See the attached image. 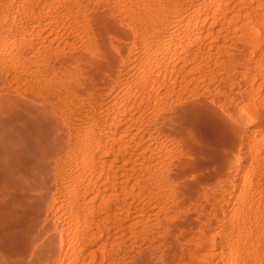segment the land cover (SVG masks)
Here are the masks:
<instances>
[{
	"label": "rangeland",
	"instance_id": "obj_1",
	"mask_svg": "<svg viewBox=\"0 0 264 264\" xmlns=\"http://www.w3.org/2000/svg\"><path fill=\"white\" fill-rule=\"evenodd\" d=\"M136 1L102 4L131 13L144 2ZM147 1L154 10L163 2ZM200 1L195 4L214 5L215 15L187 21L191 27L204 23L198 35L153 30L145 47H129L137 58L112 65L117 76L104 64L109 50L125 41L108 27L119 21L113 12L96 21L103 19L93 14L98 0H3L0 135L14 133L15 140L0 141V153L15 172L0 173V207L14 208L5 214L9 233L0 232V242L41 229L28 245V260L57 230L60 246L70 241L56 256L64 264H134L139 253H147L149 264H264V29L253 30L264 25V0ZM87 10L97 29L85 28ZM178 14H167L168 24ZM94 41L108 51L99 53ZM24 107L54 114L59 129L29 130L34 118L2 123ZM157 122L183 139L161 132ZM179 167L186 176L175 179ZM233 168L239 173L227 179ZM198 174L203 179L196 180ZM36 180L41 184H30ZM34 201L41 202L38 212L24 216ZM99 204L105 208L91 213ZM32 221L34 231H24ZM85 232L96 236L94 245L81 238Z\"/></svg>",
	"mask_w": 264,
	"mask_h": 264
},
{
	"label": "bare ground",
	"instance_id": "obj_2",
	"mask_svg": "<svg viewBox=\"0 0 264 264\" xmlns=\"http://www.w3.org/2000/svg\"><path fill=\"white\" fill-rule=\"evenodd\" d=\"M14 1V0H13ZM20 1V0H19ZM87 1H89V2H91V0H87ZM97 1V0H96ZM99 1V4H98V6L96 7H91V8H93V9H95L94 10V13H93V11H91L90 12V14H88L89 13V11L88 12H86V14H85V22H86V24H85V28L88 30V31H90V30H94L93 28H96L97 27V22H99V21H103L104 20V16L105 15H110V14H108L109 13V11H110V13H114V18H115V15L119 18V21H113L114 19H112V21H113V23L114 22H118L119 23V25H118V23L116 24H111V22H110V26H108V27H111V25H112V29L110 30L109 28V30L111 31V32H113L114 33V35H118L119 36V39H120V37H121V39L122 40H119V41H125L124 43H120L119 42V45H116L117 47L114 49V50H116V52H114L113 51V53H112V50H113V48L111 49V50H109L110 52H111V54L110 53H107L106 52V54H110V56L107 58L108 59V61H110V63L109 62H107V63H103L105 66L107 65V64H109V65H107V66H110V67H108L107 68V66H106V68L108 69V72H110L112 75H117L116 74V72H118L119 73V71L118 70H116L115 71V68L113 67L112 68V65H114V64H116L117 63V61H120L121 63L120 64H127V61L129 60V58H130V60H133V59H135V58H137L136 56H135V54H134V52H131L132 50H129V47L130 46H137L136 47V49H140V47H145L146 45H147V41H148V39H149V37H150V35H151V32L153 31V30H155V29H159V28H166V29H168V31H166V32H164V34H162V36H165V35H173V34H178V33H181V32H183V29H185V30H187V31H190L191 33H192V35L193 34H197L198 35V33H200V30L203 28V24H201V26H198V24H194L192 27H191V25H190V23H188L187 21H190L193 17H198L199 18V14L200 13H203L205 16L203 17V21L205 22L208 18H209V16H213V15H215V13H214V10H213V7H214V5H212V9H210V8H204V7H202V4H200V2L201 1H203V0H201L200 2H199V4L201 5H197V4H195V0H175V2L172 4V6H170V5H168V4H166L165 2H164V0H163V2H161V3H157V8L159 9V10H154L156 7V5L155 6H153L151 3H149V2H151V1H147V0H143L144 2H143V4L142 5H136V8L134 9V11H132L131 13H128V12H126V10H128V9H126V7L125 6H123V5H119V4H115L114 2L113 3H111L112 4V7H110L109 5V7H107V6H105L106 4H102V3H105L106 2V0H98ZM138 1H141L142 2V0H138ZM138 1H136V3H138ZM210 1H212V0H210ZM6 2V1H5ZM84 2V1H83ZM88 2V3H89ZM93 2H95V0L93 1ZM93 2H91L90 4H93ZM205 2V1H204ZM81 3V2H80ZM154 3V2H153ZM3 0H0V5L2 6L1 8H0V11L1 10H3ZM87 4V3H86ZM89 4V5H90ZM125 4V3H124ZM210 4H212V3H210ZM88 5V6H89ZM131 5V4H130ZM206 5V4H205ZM82 6V5H81ZM208 6V5H207ZM85 7H87V6H85ZM105 7H107V8H105ZM153 7H155L154 9H153ZM210 7H211V5H210ZM89 8V7H88ZM88 8H86V9H88ZM170 8V9H169ZM85 9V8H84ZM91 10V9H90ZM180 13V14H178V15H176V17H175V19H170V23L168 24V22H167V19H166V15L168 14L169 15V13ZM91 13H93L94 14V16L95 17H97V18H99V17H102L103 19L101 20V18H99L100 20H97L96 19V21H95V19L93 18L94 16H93V14H91ZM112 16H113V14H112ZM111 17V16H110ZM116 17V18H117ZM107 19H109L108 17H107ZM106 19V22L108 21ZM111 19V18H110ZM105 21V20H104ZM109 22H107V23H109ZM187 23V24H186ZM97 29V28H96ZM260 29H264V25H257L256 26V28L255 29H253L254 30V32L255 31H258V30H260ZM91 32H93V31H91ZM95 32V31H94ZM110 32V33H111ZM113 33H112V35H113ZM161 36V37H162ZM116 37V36H115ZM114 37V38H115ZM116 39V38H115ZM95 42V41H94ZM117 43H118V41H116ZM95 43H97V46H98V48H99V50L97 49V51L99 52L100 50H101V52L103 51H108L107 50V46L106 47H104L102 44H101V42L99 41H97V42H95ZM116 43V44H117ZM105 45V44H104ZM95 47H96V45H94ZM125 46H126V48H125ZM113 47H115V45L113 46ZM97 48V47H96ZM110 48V47H109ZM108 48V49H109ZM101 52H99V53H101ZM102 52V53H103ZM106 54H105V56H106ZM103 55H104V53H103ZM99 56H100V54H99ZM101 56H102V54H101ZM107 57V56H106ZM105 57V58H106ZM96 60V59H95ZM85 61V60H84ZM97 63L99 62V61H96ZM114 62V63H113ZM116 62V63H115ZM130 62V61H129ZM85 63H87V62H85ZM91 63H93V62H91ZM90 63V64H91ZM111 63H113V64H111ZM119 63V62H118ZM82 64H83V62H82ZM88 64V63H87ZM90 64H89V67H90ZM94 64V63H93ZM93 64H91V66L93 65ZM103 64H101V66L103 65ZM84 66H85V64H84ZM104 66V67H105ZM88 67V66H87ZM91 68V67H90ZM99 68H100V66H99ZM93 69H94V67L93 68H91L90 70L91 71H93ZM102 69H104V68H102ZM117 69V68H116ZM120 70V69H119ZM131 71V68H127V69H125L123 72L124 73H128V72H130ZM92 74V76H94V77H97V75H95V74H98L97 73V71L96 72H93V73H91ZM90 74V75H91ZM118 76V75H117ZM115 77V76H114ZM118 78V77H117ZM120 78V77H119ZM133 81H134V79H132ZM130 82H132V81H130ZM64 83V82H63ZM67 86V85H66ZM46 98V97H45ZM44 98V99H45ZM32 100V99H31ZM36 100V99H35ZM43 100V99H42ZM39 101V100H38ZM19 102V101H18ZM30 102V101H29ZM8 104L10 103V102H7ZM28 103V102H27ZM1 104V103H0ZM37 105H38V103H37ZM45 105V104H44ZM3 106H4V104H3ZM48 106V105H47ZM46 106V107H47ZM11 107H13V106H11ZM22 107V106H21ZM31 107V106H30ZM29 107V108H30ZM49 108H50V106H49ZM25 111L24 112H21V113H19V114H13L12 116H8V117H4L1 121H2V123H8V122H14L15 120H24V119H26V118H34V121H35V124H33V125H31V126H29V127H27L29 130H34V129H39V131H40V126L42 127L43 125L45 126L46 125V127L49 129V130H58L59 129V126H60V124L57 122V120L53 117L54 116V114H53V116L51 115H49L46 111H44L42 108L40 109V108H37L36 110H29L27 107H24L23 108ZM201 109V108H200ZM2 110V109H1ZM21 110V109H20ZM7 111V110H6ZM4 112V111H3ZM9 112V111H8ZM27 112V113H26ZM49 112V111H48ZM199 112V111H198ZM15 113H17V112H15ZM54 113V112H53ZM189 113V112H188ZM201 117V116H200ZM160 120H162V119H160ZM159 121V120H158ZM26 122V121H25ZM33 122V121H32ZM31 122V123H32ZM161 122V121H160ZM1 123V124H2ZM23 124V123H22ZM160 124V123H159ZM158 124V122H157V125H159ZM162 124H164V122L163 123H161V125H159L160 127H159V129L161 130V132H163V133H167L168 135H170L171 137L173 136V137H179V138H181V139H183V135L182 134H180L181 132H177L176 130H172L171 128H167L168 126H167V124H166V126H164L163 127V125ZM164 124V125H165ZM9 125V124H8ZM36 125H39L38 127L36 126ZM165 128V129H164ZM169 130H167V129ZM20 129V128H19ZM171 129V130H170ZM13 130V129H12ZM27 130V129H26ZM17 131V130H16ZM19 132V131H18ZM24 132V131H23ZM30 132V131H29ZM38 132V131H37ZM48 131H46V133H47ZM2 133V132H1ZM32 135V134H31ZM44 135H45V133H44ZM49 135V134H48ZM55 135V134H54ZM181 135H182V137H181ZM21 136V135H20ZM34 136V135H33ZM36 137H38V135H35ZM40 136V135H39ZM185 136V135H184ZM14 137H15V135H14V133H12V134H8V135H4V136H2V135H0V141H6V139H8V138H13L14 139ZM18 137V136H17ZM42 137V136H41ZM46 137V136H45ZM48 137V136H47ZM185 138V137H184ZM31 139V138H30ZM49 139V138H48ZM15 140V139H14ZM13 140V141H14ZM19 140V139H18ZM28 140V139H27ZM27 140H25L24 142H26V144H27V142H29V141H27ZM9 141V140H8ZM44 141V140H43ZM54 141V140H53ZM23 142V141H22ZM9 143H11L10 141H9ZM13 143H15V144H17L16 142H13ZM0 144H1V142H0ZM6 144V143H5ZM14 144V145H15ZM30 144H31V142H30ZM7 145V144H6ZM19 145V144H18ZM28 146H29V144H28ZM1 147V146H0ZM30 147V146H29ZM13 148V147H12ZM11 148V149H12ZM14 148H16V147H14ZM30 148H32V147H30ZM19 149V148H18ZM33 149V148H32ZM6 150H7V148H6ZM21 151V150H20ZM197 151V150H196ZM6 152V151H5ZM4 152V153H5ZM8 152V151H7ZM14 152V151H13ZM30 152H32V151H30ZM198 152V151H197ZM2 153V152H1ZM0 153V173L2 174V173H13L14 174V172H15V170L14 169H12L8 164H6L3 160H4V158L2 157V154ZM8 154H9V152H8ZM29 156V155H28ZM41 157V156H40ZM31 158V157H30ZM86 158H88L87 159V164L88 165H90V166H92L93 165V163H94V160L92 159V158H90V157H86ZM85 158V159H86ZM240 158L242 159L243 158V156H240ZM27 160V159H26ZM23 162V161H22ZM27 162V161H26ZM198 162H200V161H198ZM9 163V162H8ZM202 163V162H201ZM12 164V163H11ZM184 164H186V162L184 163ZM199 165V163H197L196 162V166L197 167H199L198 165ZM18 165V164H17ZM186 166V165H185ZM188 166H190V165H188ZM196 166H194V167H196ZM201 166V165H200ZM22 167H23V165H22ZM30 167V166H29ZM184 169H185V167H183ZM188 168V167H187ZM228 168H230V167H228ZM227 168V169H228ZM18 169H19V167H18ZM172 169V168H171ZM176 170H177V168H175ZM178 169H182V168H178ZM189 169V168H188ZM190 169H191V167H190ZM193 169V168H192ZM20 170H21V166H20ZM24 170V169H23ZM195 170V169H194ZM239 170L240 169H238V168H233V170L231 171V169H230V174L228 175V177H227V179H231V175H237L238 173H239ZM29 171V170H28ZM170 171V170H169ZM227 171V170H226ZM36 172V171H35ZM175 172V171H174ZM173 172V173H174ZM187 172H190V170L189 171H187ZM229 171H227V173H228ZM22 173V172H21ZM170 173V172H169ZM169 173L167 174V175H169ZM173 173H171L172 175H173ZM186 172H184L183 171V169L182 170H180V171H178V174H176L175 176V179H177V176H181V178L183 177V175L185 174ZM193 173V172H192ZM191 173V174H192ZM225 173V172H224ZM223 173V174H224ZM170 174V175H171ZM175 174V173H174ZM226 174V173H225ZM194 175V174H193ZM227 175V174H226ZM226 175H222L223 177L224 176H226ZM174 176V175H173ZM173 176H171L172 178H173ZM185 176H186V174H185ZM184 176V177H185ZM188 176H190L189 174H188ZM197 176V175H196ZM195 176V177H196ZM200 174H198V177L196 178V180H199V179H203V177H202V175L200 176ZM204 176V175H203ZM8 177V176H7ZM10 177H11V175H10ZM16 177V176H15ZM157 177H164V175L163 174H158L157 175ZM166 177H168V176H166ZM205 177V176H204ZM28 178V177H27ZM169 178V177H168ZM172 178H169V179H172ZM193 178H194V176H193ZM31 179H34V178H31ZM174 179V178H173ZM172 179V180H173ZM178 179H179V177H178ZM185 179H187V178H185ZM190 179H192V177L191 178H189L188 180H190ZM40 180V179H39ZM39 180H36L35 182L34 181H30V184L32 183L33 185L34 184H41V182L39 181ZM193 180H195V179H192V181ZM209 180V179H208ZM224 180V179H223ZM3 181V180H2ZM7 182L9 181V180H6ZM203 181H206L207 182V179H205V180H203ZM209 183H211V181H208ZM27 183V182H26ZM213 183V182H212ZM221 183H223V181L221 182ZM2 184V183H1ZM226 184V183H225ZM24 185V184H23ZM175 185V184H174ZM34 186H36V185H34ZM179 186V185H178ZM26 187V186H25ZM38 187V186H37ZM11 188V187H10ZM9 188V189H10ZM46 188V187H45ZM175 188H177L176 190H178L179 188H180V191H179V193L180 192H182L181 191V187L179 186V187H177L176 185H175V187H174V189ZM42 189V188H41ZM170 189V188H169ZM171 189H173L172 188V185H171ZM176 190L174 191V192H176ZM1 191V190H0ZM17 191V190H16ZM33 191V190H32ZM36 191V190H35ZM177 191V192H178ZM7 192H8V190H7ZM15 192V191H14ZM23 193V192H22ZM3 194V193H2ZM0 195H1V193H0ZM10 195V194H9ZM3 197H4V195H2ZM207 196V195H206ZM10 197V196H9ZM5 198V197H4ZM23 198V197H22ZM25 198V197H24ZM11 199H13V198H11ZM21 199V198H20ZM19 200V199H18ZM41 200H42V198H41ZM8 201V200H7ZM15 201V200H14ZM38 201V200H37ZM37 201H34V203L35 204H31L29 207H27V208H25V212H26V215H24V216H28L29 214H32V213H34L35 212V210L38 212V210H39V206H40V204H39V202H37ZM12 202V201H11ZM24 202H25V200H24ZM20 203V202H19ZM26 203V202H25ZM41 203V202H40ZM13 204H14V202H13ZM12 204V205H13ZM19 205V204H18ZM22 205V204H21ZM42 206V205H41ZM15 207V206H14ZM20 207V206H19ZM18 207V208H19ZM23 207V206H22ZM12 208H13V206H12ZM11 208V209H12ZM105 208V205H103V204H99V205H94V206H91L90 207V209H91V213H99V212H101L103 209ZM9 207H7V206H2V207H0V232H5V233H7L8 232V227H6V218H5V214H6V212H8V210H10L11 212H13V209L11 210ZM20 209V208H19ZM24 209V208H23ZM16 212H17V210H16ZM43 212V211H42ZM24 213V212H23ZM12 214V213H11ZM19 214V213H18ZM8 215V214H7ZM15 215V214H14ZM17 217V216H16ZM21 218H23L22 216H21ZM9 219V218H8ZM24 219V218H23ZM8 221V220H7ZM25 222V221H24ZM35 221H32V222H29L28 224H26L25 226H24V231H27V232H29V231H32L33 229H34V227H36V226H34L35 224ZM27 223V222H26ZM138 223H139V221H136L135 223H133V227H135V226H137L138 225ZM19 226V225H18ZM45 226V225H44ZM49 225H47V227H48ZM37 227H38V224H37ZM138 227V226H137ZM137 229V228H136ZM46 230V232H48L47 231V229H45ZM45 230L43 231V232H45ZM49 230V229H48ZM53 230H55L54 228H53ZM23 231V232H24ZM34 231V230H33ZM32 231V232H33ZM57 231V230H56ZM55 231V232H56ZM32 232H31V235H32ZM40 232H42V230L40 229L38 232H36V231H34V235H32L31 237H30V235L28 236V237H19L18 239H16L15 241H11V242H9V243H5V242H0V248H1V250L3 249V251L5 250V252H3V253H6L5 254V256H4V258L3 259H1L0 260V264H64V259L63 258H61V259H56V256L57 255H59L58 253L61 251V249L62 248H68V245L70 244V241L67 239H65L64 240V242L63 243H61V246L58 244V241L56 240V239H58L59 237H57V238H55V236L57 235V234H55V232L53 233L52 231L49 233V236H47L46 234H44V235H46L47 237H46V239H45V237H44V241H43V243L42 242H40L41 243V246L40 247H36L35 249V251H34V255L33 256H31V257H28L29 259L28 260H26L27 258H26V255L30 252L29 250H30V248H28V245H29V243L32 241V239L34 238H36V237H40L41 236V234L42 233H40ZM9 233V232H8ZM59 234H60V232H59ZM58 234V236H60ZM201 236V235H200ZM198 236L199 238H202L203 236ZM81 238H83V240L85 239V240H88L89 241V244L90 245H94L95 244V240H97L96 239V236H93L92 235V233H84V234H82V236H81ZM205 239V238H204ZM203 239V241H205V243H203L204 244V246L207 244V242H206V239L204 240ZM70 240H72V239H70ZM83 240H81L82 242L81 243H83ZM201 240V239H200ZM79 241L80 240H78L77 242L79 243ZM202 241V240H201ZM200 241V242H201ZM202 241V242H203ZM76 241H75V243H77ZM197 242L200 244V242L198 241V239H197ZM72 243V242H71ZM74 243V242H73ZM74 243V244H75ZM94 243V244H93ZM197 243V244H198ZM87 245H88V243H86ZM85 244V245H86ZM202 244V243H201ZM203 244L202 245H200L202 248H203ZM71 245H73V244H71ZM31 246V245H30ZM39 246V245H38ZM70 246V245H69ZM85 248V247H84ZM29 249V250H28ZM60 249V250H59ZM82 249H83V246H82ZM34 250V249H33ZM59 250V251H58ZM62 250H64V249H62ZM69 250H71L70 249V247H69ZM83 250H85V249H83ZM29 251V252H28ZM32 251V250H31ZM92 251V250H91ZM105 251H107V250H105ZM113 251H115V249H114V247L111 249H109L108 251H107V253L108 254H111V255H113ZM145 251L146 250H144V253H145ZM62 252H64V251H62ZM67 252V251H66ZM66 252H64V253H66ZM70 252V251H69ZM71 252H72V250H71ZM84 252V251H83ZM82 252V253H83ZM139 252V251H138ZM138 252H137V254H138ZM143 252V251H142ZM31 253V252H30ZM88 253V252H87ZM91 252H90V250H89V253H88V255L90 254ZM63 254V253H62ZM140 255H139V257L136 255V259L134 258V264H149L145 259L146 258H144V257H146V255H147V253H145V254H142V253H139ZM142 254V255H141ZM15 255H20L19 256V258L21 259L22 257H24V258H22V260H20V259H18L19 261H17V258H15ZM66 255V254H65ZM69 255V254H68ZM85 255H86V253H85ZM87 255V256H88ZM135 255H134V257H135ZM28 256V255H27ZM87 256H84V258L85 259H87L86 257ZM17 257V256H16ZM60 257H62V256H60ZM66 257V256H65ZM75 257H76V255H75ZM79 257H80V255H79ZM79 257H76V258H79ZM138 257V258H137ZM58 258V257H57ZM69 258V257H68ZM81 258V257H80ZM142 258H144V259H142ZM149 258V257H148ZM57 261H56V260ZM82 259V258H81ZM78 260V259H77ZM71 261V260H70ZM73 261V260H72ZM76 261V260H75ZM162 261V260H161ZM78 262V261H77ZM141 262V263H140ZM75 263V262H74ZM80 263V262H79ZM128 263V262H127ZM132 264V262H131V260H130V262H129V264ZM67 264V263H66ZM69 264H70V262H69ZM163 264H164V262H163Z\"/></svg>",
	"mask_w": 264,
	"mask_h": 264
}]
</instances>
